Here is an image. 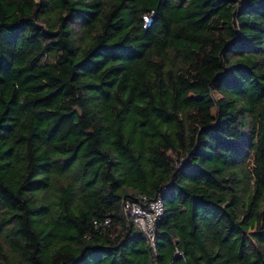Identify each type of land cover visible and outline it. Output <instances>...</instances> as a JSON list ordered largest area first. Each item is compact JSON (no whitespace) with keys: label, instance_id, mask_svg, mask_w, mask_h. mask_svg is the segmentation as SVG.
Here are the masks:
<instances>
[{"label":"trees","instance_id":"16d2710c","mask_svg":"<svg viewBox=\"0 0 264 264\" xmlns=\"http://www.w3.org/2000/svg\"><path fill=\"white\" fill-rule=\"evenodd\" d=\"M0 264H264V0H0Z\"/></svg>","mask_w":264,"mask_h":264},{"label":"built area","instance_id":"2783aa9c","mask_svg":"<svg viewBox=\"0 0 264 264\" xmlns=\"http://www.w3.org/2000/svg\"><path fill=\"white\" fill-rule=\"evenodd\" d=\"M124 214L129 213L135 227L146 237L149 244L154 242V227L163 213V203L160 198L147 200L140 197L134 202H125L122 205Z\"/></svg>","mask_w":264,"mask_h":264}]
</instances>
